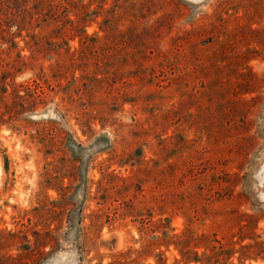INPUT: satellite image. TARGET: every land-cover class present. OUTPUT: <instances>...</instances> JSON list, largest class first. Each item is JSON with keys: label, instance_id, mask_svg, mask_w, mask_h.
<instances>
[{"label": "rangeland", "instance_id": "rangeland-1", "mask_svg": "<svg viewBox=\"0 0 264 264\" xmlns=\"http://www.w3.org/2000/svg\"><path fill=\"white\" fill-rule=\"evenodd\" d=\"M65 1L0 48V264H264V0Z\"/></svg>", "mask_w": 264, "mask_h": 264}, {"label": "trees", "instance_id": "trees-1", "mask_svg": "<svg viewBox=\"0 0 264 264\" xmlns=\"http://www.w3.org/2000/svg\"><path fill=\"white\" fill-rule=\"evenodd\" d=\"M65 4L69 5L65 0H0V48L6 45L1 51H6L7 54L12 51L15 52V58L10 63L14 71L17 72L19 70V61L25 57L22 54V48H19V42L16 38L19 37L23 39L22 31L26 30L27 26H32V21L38 20L37 17H42V15L49 16L46 10L48 11V9L56 7V5L62 6ZM52 16L53 15H50L51 18H54ZM67 21L71 26L74 23L71 19H67ZM79 21L85 22V19L80 17ZM82 28L83 27H81V31H84V28ZM28 35L31 34L28 33ZM12 72L13 71L6 70L3 71L0 76V85L2 86L1 89L3 93L6 92L5 85H7L4 81L13 75ZM16 97L19 99L21 96L16 94ZM71 151H73V149H71ZM193 260L197 261L198 259L194 257Z\"/></svg>", "mask_w": 264, "mask_h": 264}]
</instances>
